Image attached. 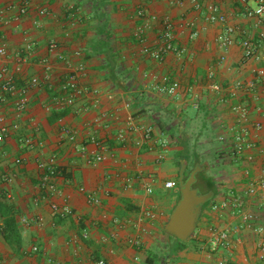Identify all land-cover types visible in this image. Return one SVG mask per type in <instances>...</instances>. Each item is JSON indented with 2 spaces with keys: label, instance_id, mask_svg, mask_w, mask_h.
<instances>
[{
  "label": "crops",
  "instance_id": "1",
  "mask_svg": "<svg viewBox=\"0 0 264 264\" xmlns=\"http://www.w3.org/2000/svg\"><path fill=\"white\" fill-rule=\"evenodd\" d=\"M83 1L32 0L29 12L19 16V0H0V13L4 12L0 17V46L7 48V54L0 55V69L7 65L10 73H16L14 55L28 41L35 44V58L49 57L48 43L55 39L60 45L58 53L85 64L81 84L89 91L67 108L62 118L51 122L55 110L47 106L57 91L47 86L35 87L29 91L28 111L21 118L7 119V124L17 122L19 128L0 144V200L12 207L22 237V251L16 252L0 234V264H97L99 260L106 264H151L148 259L158 252L156 246L163 248L165 254L169 236L164 228L180 194L175 186L166 187V182H176L174 177L179 176L178 139L187 137L186 127L193 118L200 122L202 132L209 130L216 140L224 131L222 127L233 119L230 107L235 100L225 99L226 92L218 94L209 88L207 71L215 67L217 81L230 88L238 80L250 79L254 69L264 66V18L261 23L248 18L239 0H200L203 5H219L227 16L226 23L207 22L190 0H101L103 19L95 15L92 3ZM140 5L151 14L195 22L196 37L190 28H178L180 44L185 48L181 56L170 52L158 61L143 52L144 45L156 42L158 29L156 26L149 30L144 42L137 39L135 30L142 23L136 15ZM43 6L48 8V14L41 17L37 8ZM71 7L78 8L82 16L73 27L66 18ZM227 26L245 31L259 45L260 58L243 60V37L238 33L219 64L222 50L218 38L225 34ZM51 60L57 80L64 69L62 63ZM34 75H43L42 68L24 63L17 74L19 86ZM165 75L178 80L184 88L192 86V93L182 90L169 96L159 92L157 86ZM131 116L136 126L152 128L151 139L144 140L140 130L127 131L125 141L118 138L121 131L128 130ZM252 117L263 123L259 135L264 139V116L255 112ZM35 127L39 128L36 135L40 144L34 149H21L19 138L35 134ZM65 127L77 131L76 142L63 135ZM92 136L106 144L108 155L106 160L94 164L88 163L87 156L100 149L91 141ZM163 141L165 146H161ZM82 146L85 151L80 149ZM220 151L227 156L225 164L231 166L233 175L228 184H217L218 193L201 213L192 246L167 258L160 256L154 264H218L220 260L224 264H264L259 249L261 235L254 230L258 226L264 229L260 198L246 194L248 178L233 163L223 143ZM51 155L57 157L61 168L56 178L59 194L52 199L59 204L67 199L75 216L62 217L50 208L48 200L35 201L41 192L38 160ZM17 158L21 163L16 162ZM259 168L257 165V173ZM4 176L12 181H6ZM149 184L152 193L146 192ZM92 194L100 198L101 204L90 202ZM237 196L255 216L252 225L241 229L230 249L209 254L212 227L242 225V218L233 214L231 206L220 211H214L212 206L223 200L231 203ZM145 210L153 211L155 219L139 222ZM38 216L44 219L42 226L34 223ZM24 217L30 224L23 222ZM3 220L0 216V229ZM134 240H139L140 245H135ZM35 246L38 251L33 250Z\"/></svg>",
  "mask_w": 264,
  "mask_h": 264
},
{
  "label": "built area",
  "instance_id": "2",
  "mask_svg": "<svg viewBox=\"0 0 264 264\" xmlns=\"http://www.w3.org/2000/svg\"><path fill=\"white\" fill-rule=\"evenodd\" d=\"M153 1V0H149ZM244 4L245 15L248 18L256 19L261 23L264 18V0H239ZM193 7L198 10L207 22H227L226 14L221 10L220 6L214 3L206 5L201 4L200 0H190ZM249 2H254V6H250ZM32 0H19L18 12L19 16L26 15L31 8ZM39 16L48 14V8L43 6L37 8ZM3 11L0 17L3 16ZM136 15L141 19L142 23L136 28L135 36L140 42L146 40L147 32L157 26L158 36L156 42L152 46L144 45L143 52L151 58L161 61L170 53H176L181 56L185 48L180 44L178 28H190L193 37L198 35L195 29V22L191 20L176 21L171 15H158L151 14L143 5L137 7ZM66 18L70 25L73 27L76 22L82 19L81 13L78 8L71 7L67 10ZM38 22V21H37ZM241 33L242 40L240 42L243 60L248 61L251 59L260 58L259 45L247 35L243 30L237 29L234 26H227L225 34L218 38V45L222 50L219 56L218 63H223L226 58L225 52L236 41V35ZM264 38V34H262ZM60 49L59 42L52 39L48 43L49 57L35 58V44L28 41L24 49L20 50L14 55L16 63L15 72L18 74L22 71L24 63H32L39 65L43 70V75H34L23 85L19 86L17 82V74L10 73L7 65L0 69V144L9 137L12 130H18L19 123L15 122L12 125L7 124L9 116L21 118L29 108V91L35 87L47 86L50 89H55L57 94L53 97L51 104L47 109L54 108V110H65L75 105L76 101L82 96L89 93L88 89L81 84V77L85 71V64L82 62L75 63L71 58H68L63 53H58ZM7 48L4 44L0 46V55H6ZM80 54V52H77ZM62 63L64 74L60 75L57 80L53 76V61ZM207 78L209 80V88L212 91L221 94L226 92L225 99L235 100L231 107L230 112L233 119L229 124H225L224 129L218 136L219 142L223 143L229 151V155L233 163L242 168L244 174L248 178V186L245 191L248 196L260 198V206L264 216V139L261 138L259 132L263 129L261 121L253 120V114L259 112L264 116V66L254 69L253 77L246 80H238L230 88H225L219 81H217V74L215 67H210L207 71ZM56 80V81H55ZM157 90L169 96H174L183 90V93H192L193 87H183L178 80L172 79L170 76L165 75L161 78ZM195 107L197 103L193 104ZM130 130H140L143 134L144 140H149L152 137V128L149 126H136L134 118H128V130H123L118 134V138L122 141L126 140V133ZM39 131L35 127V134L25 135L19 138V147L21 149H34L40 144L37 139L36 133ZM63 135L70 141L76 142L78 139L77 131L65 127L62 131ZM91 141L98 146L100 152H93L87 156V161L90 164L102 162L108 158L106 154V144L96 137L92 136ZM163 141L161 146H165ZM85 151V147L80 148ZM163 159V154H159V160ZM17 163H21V159L17 158ZM259 165V171L256 172V166ZM38 170L40 174L39 189L40 195L35 198V201L48 200L50 208L57 212L62 217L75 216V209L71 206L67 199L62 204L57 203L52 199L59 194L56 184V178L61 173V168L58 164L57 157L51 155L48 158L38 160ZM8 182L12 181L9 176H4ZM130 182V179H128ZM175 181L166 182V187L171 188L176 186ZM147 193H152L153 188L151 185L145 187ZM83 190V188H81ZM11 194H8L10 197ZM90 202L99 205L101 200L95 195L90 196ZM245 201L241 196H237L231 203L226 200L220 203L213 204L214 211H220L224 208L232 207L233 214H238L242 218V225L235 228H221L212 227L211 238L209 241V254L218 252L219 250L230 249L233 245L234 237L237 236L241 229L250 227L254 219V215L246 209ZM156 214L151 210H145L138 218L139 222L146 219H155ZM25 224H30V220L26 217L23 218ZM34 223L42 226L44 219L38 216L34 219ZM254 230L261 235L259 242V249L264 258V229L262 227H255ZM84 236L88 237V232L84 231ZM135 245H140L139 240H134ZM34 251H38V247H33ZM55 264H61L56 262ZM97 264H106L104 260H99ZM218 264H224L220 260Z\"/></svg>",
  "mask_w": 264,
  "mask_h": 264
},
{
  "label": "trees",
  "instance_id": "3",
  "mask_svg": "<svg viewBox=\"0 0 264 264\" xmlns=\"http://www.w3.org/2000/svg\"><path fill=\"white\" fill-rule=\"evenodd\" d=\"M84 3L88 4V3H92V8H93V12L95 13V15H97L99 18L103 19L104 17V2L101 3V0H84ZM67 113V110H55L52 112V115L50 117V121L54 122L55 120H58L60 118H62L65 114ZM178 143L179 145H181V149L176 153V165L178 168H181L182 165L186 164L187 167H189V163L190 161H192V157H193V161L192 163V167L190 170H187L186 173H184V177L187 178L188 174L191 172L192 168H194V166L196 164H198L199 166H203L202 162L200 161V159L198 158V154L194 152V150H192V146H190L191 144L189 143L188 139H186L184 136L178 139ZM222 155L223 152L221 151ZM201 179V187L202 190L207 193L210 191L214 192V197L216 196V194L218 193V187H217V183L215 181L214 178L212 177H207V176H200L199 174H197V180ZM213 197V198H214ZM180 198V194L178 196V200ZM212 198V199H213ZM209 200L207 203L204 204L203 209L212 201ZM0 216L4 217L3 220V226L0 229V234L4 237V239H6L7 241H10V243L12 244L13 248L15 249L16 252H21L22 251V237H21V233L19 230V226L17 224V220L16 218L13 216V210L12 207L7 204L4 203L0 200ZM164 233L171 235L170 233H168L166 231V229L164 228ZM176 237V236H175ZM177 238V237H176ZM180 243H173L170 239V237L166 240V247L168 248L166 253L163 254L162 253V249L159 246L155 247V251L158 249V252L156 251V253L151 254L149 256V263L154 264V262L157 260H160L158 258H160V256H165V258L173 256L178 254L181 250H183L184 248H186V244L183 240L177 238ZM160 251V252H159ZM163 254V255H162ZM157 257V258H155Z\"/></svg>",
  "mask_w": 264,
  "mask_h": 264
},
{
  "label": "water",
  "instance_id": "4",
  "mask_svg": "<svg viewBox=\"0 0 264 264\" xmlns=\"http://www.w3.org/2000/svg\"><path fill=\"white\" fill-rule=\"evenodd\" d=\"M186 166L184 164L180 168L177 181L180 190V199L172 210L165 226L168 233L183 241L189 240L195 233L204 204L214 196L213 191L201 194L194 187L197 181V174L201 170L200 166L196 164L187 178H184Z\"/></svg>",
  "mask_w": 264,
  "mask_h": 264
},
{
  "label": "rangeland",
  "instance_id": "5",
  "mask_svg": "<svg viewBox=\"0 0 264 264\" xmlns=\"http://www.w3.org/2000/svg\"><path fill=\"white\" fill-rule=\"evenodd\" d=\"M193 120L186 127V129L188 130L186 139H188L189 143L191 144L190 146H192V150H194V152L198 154V158L203 164V166H200L201 170L198 174L200 176L204 175L214 178L217 184H228L233 175V171L231 170L230 165L225 164V161H227V156L222 155L220 151L221 143L215 139L214 135L209 133V130L202 132L200 122L196 120V118H193ZM199 131H201V133H199ZM191 160L193 161V157ZM192 161H190L189 167L186 166L184 173H186L187 170L191 169ZM177 170L179 173L180 168H178ZM174 179L177 182L178 174L174 177ZM197 185L201 186V179L197 181ZM175 187V190H179L178 185H176ZM192 236L189 240L184 241L186 246H192ZM169 237L173 243H180V241L174 235L171 234L169 235Z\"/></svg>",
  "mask_w": 264,
  "mask_h": 264
},
{
  "label": "flooded vegetation",
  "instance_id": "6",
  "mask_svg": "<svg viewBox=\"0 0 264 264\" xmlns=\"http://www.w3.org/2000/svg\"><path fill=\"white\" fill-rule=\"evenodd\" d=\"M197 181H198V180H197ZM197 181H196V183L194 184V187L197 188L201 194H204L205 192L202 190V187H201L200 185H197Z\"/></svg>",
  "mask_w": 264,
  "mask_h": 264
}]
</instances>
